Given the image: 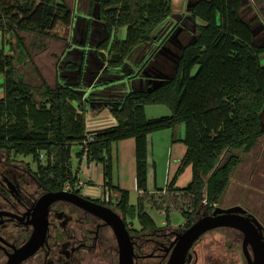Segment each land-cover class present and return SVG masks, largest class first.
Returning a JSON list of instances; mask_svg holds the SVG:
<instances>
[{"label": "trees", "instance_id": "1", "mask_svg": "<svg viewBox=\"0 0 264 264\" xmlns=\"http://www.w3.org/2000/svg\"><path fill=\"white\" fill-rule=\"evenodd\" d=\"M70 1L0 0V150L16 156L31 155L44 181L61 189L68 183L75 187L79 182L72 170L71 147L80 143L83 149L78 157L102 166L105 190L121 194L118 207L125 212L131 203L130 192L113 183V151L115 144L133 139L139 192L135 205L141 221L153 225L145 209L149 194V136L183 125L181 142L186 152L165 191L174 203L182 202L179 208L188 224L192 223L202 204L219 202L240 163L238 156H230L220 165L225 151L251 150L264 136V65L260 60L264 44L256 43L251 24L240 16L244 0L190 1L189 14L200 23L195 26L193 39L182 49L174 74L155 88L126 94L119 107L109 109L117 125L92 132L86 126L82 85L70 84L60 75L77 66L63 64L60 59L56 84L50 85L29 54L22 35L57 39L67 45L69 40L58 38L54 32L59 26L65 31L71 28L74 12ZM96 3L92 0V9ZM172 6V0H101L98 15L107 34L98 49L106 52L103 57L107 65L123 67L149 44L173 14ZM125 27L126 37L121 40L118 30ZM90 28L89 19L87 35ZM3 37L16 40L17 57L11 53L15 50L13 44L7 48ZM67 48L69 45L64 49ZM17 60L33 67L40 78L39 86L26 81L16 67ZM154 104L168 107L171 114L147 118L145 108ZM90 136L94 137L92 141ZM188 166L192 167V180L178 187L177 179Z\"/></svg>", "mask_w": 264, "mask_h": 264}, {"label": "flooded vegetation", "instance_id": "2", "mask_svg": "<svg viewBox=\"0 0 264 264\" xmlns=\"http://www.w3.org/2000/svg\"><path fill=\"white\" fill-rule=\"evenodd\" d=\"M179 26L176 23L175 28ZM20 157L0 150V264H122L115 218L123 220L129 231L133 264H169L184 232L220 207L219 202H205L192 223L186 220L178 227L170 222L163 227L144 224L136 205L132 217L110 195L92 198L74 188L54 189L44 181L33 159L31 165ZM61 190L91 202L74 196L50 200L51 194ZM99 205L111 208L118 217ZM242 207L247 210L245 215L253 214L261 224L254 223L252 239L246 240L241 230L231 227L206 231L193 242L184 264H251L257 255L260 258L264 221Z\"/></svg>", "mask_w": 264, "mask_h": 264}, {"label": "rangeland", "instance_id": "3", "mask_svg": "<svg viewBox=\"0 0 264 264\" xmlns=\"http://www.w3.org/2000/svg\"><path fill=\"white\" fill-rule=\"evenodd\" d=\"M87 1L88 5L92 3V0H85ZM100 1V0H99ZM190 1L193 0H172L173 4V14L171 17L163 23L159 29L156 31V35L153 36V42L148 44V46L143 51L145 55V60L150 57L154 51L156 50L158 45H161L162 47H168L165 46L167 43V39L169 37V42L173 43L176 47L174 48L175 51L178 49L177 47L186 45L188 41L193 39L196 24L200 23V20L194 21L190 14L188 13V4ZM72 6L75 5L76 2L78 3V0H71L70 1ZM75 2V3H74ZM245 5L240 11V16L248 21L254 32L256 37V43L258 45L264 44V0H244ZM92 12H95L93 16V21L91 23L90 32L87 35L86 33V27L85 24L82 23L81 27L78 26V22H76V25L72 24L71 28L68 31H65L61 26H59L55 30V35H57L58 38L64 39L67 38L69 41L67 42V45H63V43L57 39H45L38 35L34 34H22L26 39V46L29 51V54L31 55L32 59L35 61V63L38 65V68L43 73L44 77L48 81L50 85L56 84V78L58 76L57 71V64L61 59V62L63 61H70L69 57L64 56V52L69 50V48L64 49L65 46L71 47L72 45H75L77 47V44H79L80 48H89L91 50L95 49V45L100 41L103 40L106 37V30L104 28V24L99 18L97 10H92ZM91 17V16H90ZM179 24L180 27L177 29L175 28V25ZM85 27V28H84ZM175 28V29H174ZM79 29V30H78ZM178 32L181 34V38L185 39V41L181 45L179 42ZM261 34L260 36H258ZM118 38L119 39H125L126 37V27L120 28L118 30ZM263 40H258L257 38L262 37ZM3 43L8 48L9 43H12L15 48L14 51L11 50V53H14L16 57L19 55V50L16 48V40L15 39H9L2 38ZM84 44V45H81ZM87 44V46H86ZM71 45V46H70ZM161 47V48H162ZM165 48V49H166ZM79 49V48H78ZM88 50V49H87ZM152 53V54H151ZM74 60H80L81 53L79 52L78 55L74 54ZM73 57V54H72ZM141 57V56H140ZM261 64L264 65V54L260 55ZM16 67L17 69L24 74V77L26 81L33 85V86H39L40 78L36 75V73L33 70V67L30 64H27L25 62H20L17 60ZM138 61V59H137ZM177 62V59H176ZM135 63H137L135 61ZM164 66H167L165 63H163ZM169 65L171 66V61H169ZM173 70V68H172ZM173 73V71H172ZM67 75L66 73L63 75ZM160 77V76H159ZM161 77L166 80L165 74ZM73 78L70 77V84L73 81ZM164 80L159 79L160 83H162ZM159 81L157 79H152L149 81L148 88H154L158 85ZM3 82V75L0 74V85ZM159 83V84H160ZM3 97V88L0 87V98ZM99 98V97H98ZM105 102L104 99H101ZM100 100V101H101ZM101 102H99L100 104ZM147 118L150 119H157L164 116H169L171 114V111L168 107L164 105H149L147 110ZM262 119L264 124V112L262 113ZM157 134L154 135V161L157 163V183L156 188L155 186L151 185V190H149V194L145 200V209L146 211L151 215L153 218L155 224L159 227H163L168 222L171 223L172 226L178 227L180 225H183L186 222L185 217L182 214V211L180 210V205L182 204L181 201L175 202L169 199L166 195V187L168 180H172L176 174V171L179 167L180 160L183 158L184 151L186 152V146L180 145L177 142V139L181 138V136L184 133V127H177L175 130L172 129H166L161 130L158 132H155ZM168 135V145L170 147V143L172 144V140H175L173 153L170 155L169 148L165 145H163L162 141L159 139L161 135ZM173 135V137H172ZM173 138V139H172ZM167 143V142H166ZM116 145H114V165H115V171H114V178H115V184H116V176H117V167H119L120 170H122L123 166L124 169L128 166L129 158L133 159L135 158L134 153L128 154L126 150L121 151L123 155L120 153V157L116 150ZM181 147V148H180ZM83 149L82 144L80 143H74L71 147L72 156H71V163H72V170L80 178H83L82 171L79 170V167L82 164L80 161V158L78 157V153ZM184 150V151H183ZM230 156H238L240 158V163L235 168L231 175V179L229 182V185L227 186V189L223 196L219 200L220 207L228 208L233 205H242L244 207H248L252 211H254L263 221H264V136L259 140V142L248 151L244 150H238V149H228L225 151V153L221 156L219 164H224ZM25 163L33 164L34 162L32 160V156H21ZM119 159V160H118ZM43 160H45V157H43ZM81 164V165H80ZM84 168V166H83ZM79 171V172H78ZM76 174V175H77ZM132 177L129 179V176L125 174V181L127 186H134L133 183L131 185ZM192 180V167L188 166L185 168L184 172L179 175L177 179V186L178 187H185L189 184V182ZM130 182V183H128ZM117 185V184H116ZM75 187H78V183ZM88 190V183L84 185L82 189H80L81 194L87 195ZM98 190L100 193L102 192V195L104 194V189H93ZM130 191L131 194V203L136 204L138 199V192L134 187ZM119 192L112 190L111 191V200L113 203H116L119 199ZM103 198L106 199V197L103 195ZM178 203V204H177ZM165 205L164 208L161 207V205ZM167 209H169L167 212Z\"/></svg>", "mask_w": 264, "mask_h": 264}, {"label": "crops", "instance_id": "4", "mask_svg": "<svg viewBox=\"0 0 264 264\" xmlns=\"http://www.w3.org/2000/svg\"><path fill=\"white\" fill-rule=\"evenodd\" d=\"M100 1L96 0L97 3L92 9L91 4L88 5L87 1L78 0V3L76 2L77 4L76 7H74L75 5L72 6L74 12L73 25L74 24L76 25V22H78V26L81 27L82 23H84L87 33V26L89 19L91 20L92 23L93 16L95 15L94 14L95 12L91 13V11L97 10L98 12V4ZM260 35L261 34H259L258 36ZM263 35L262 37L257 39L263 40ZM178 37H180L178 39L180 41L179 43L183 45L185 39H183L184 37L181 38L180 32H178ZM101 41L102 40H100L95 45L94 50H91L89 48H87L88 50L86 48H80L79 44H77V47L75 45L72 46L70 45L71 47H69V50H67L64 54L65 57L71 56L69 57L70 61H63V64L73 63L77 66V68H75L74 70L66 69L60 73L61 76H63L65 73L67 74L63 76L66 82L70 83L69 80L71 77L73 78L71 84L80 83L82 85L83 88L82 90L84 92L85 110H86L85 111L86 126H87V130L90 132L103 130L116 126L117 121L111 115L109 109L111 107H119L121 104V100L129 92L148 89V87L146 88V86L149 84L150 80L158 79L159 78L158 76H162L164 74L169 75L170 73H172V71L174 73L176 67V59L178 58L181 52V50L178 47H177L178 49L175 51L174 48L176 46L173 43L169 42L170 40L168 37L167 39L168 45L167 44L165 45L168 47L166 48L161 46L162 48L161 47H159V49L156 48L154 53L153 54L151 53L152 55L148 57L146 60L143 51L148 46V44L143 48H141L140 51L136 52L135 55L131 59H129L123 67L111 68L107 65L105 56L102 57V55H100V50L98 49V45L100 44ZM151 42H153V39L149 42V44ZM79 52L81 53L80 60L75 61L74 54L78 55ZM103 52L106 54L105 51ZM135 61L137 63H135ZM169 61H171V66L169 65ZM163 63H165L167 66H164ZM101 99H104L105 102L102 101ZM99 102L101 103L99 104ZM147 110H148V106H146L145 108L146 116L148 117ZM181 126L183 125H180L178 127ZM155 134L157 133H153L149 136V147H148V163H149L148 189L149 190H151V185L156 186L157 183V168H156L157 163L154 161V152H153ZM183 137H184V133L181 136V138L177 139V142L181 146L184 145L181 142V139ZM168 138L169 137L166 134L161 135L159 137L163 145L169 148L170 155H172L174 148L173 142L175 140H172V144L170 143V147H169ZM115 145L117 146L116 150L119 157L121 151L124 150H126L128 154L130 153V151L131 153L135 154V144L133 139L124 140ZM183 153L185 154V151ZM121 154L123 155V153ZM80 161L82 164V168L80 166L79 170L82 171L81 173L83 175V178H80L78 174L77 173L76 174L79 177V181L82 184L81 189L84 187L86 183H88L87 196L92 198L103 197L104 194L102 195V192L100 193L98 190L95 191L93 190L98 188L100 189L103 188L105 190L102 166L96 162L88 163L85 160V158L80 159ZM135 168H136V164L134 157L133 159L129 158L128 166L126 167L125 170H123L124 166L122 170H120L119 167H117L116 184L120 188L126 189L130 192L132 191L131 189L134 187V189H136L137 191ZM114 171H115V165L113 170V183L115 184ZM125 174L129 176V179L132 177V180L130 182L131 185L133 183L134 186L131 187L126 185ZM111 191L108 192L106 191L107 192L106 196L110 195L111 197ZM119 196L121 197V194ZM130 198H131V194H130Z\"/></svg>", "mask_w": 264, "mask_h": 264}, {"label": "water", "instance_id": "5", "mask_svg": "<svg viewBox=\"0 0 264 264\" xmlns=\"http://www.w3.org/2000/svg\"><path fill=\"white\" fill-rule=\"evenodd\" d=\"M184 46L178 47L181 50V52H182V49L184 48ZM100 55H102V57H103V52H100ZM179 56L177 58V61L179 59ZM176 64H177V62H176ZM173 74L174 73H170L169 75H165V77L170 78ZM159 79L164 80V78L161 76L157 79V81H159ZM159 83H160V81H159ZM159 83H158V85H159ZM148 85L146 86V88L148 87ZM150 89H152V88H150ZM150 89L148 88L145 90H150ZM139 91H143V90H139ZM56 196L57 197H59V196H63V197L74 196V197H77V198L82 199L84 201L91 202L90 200H87L86 198L82 197L79 194L69 193V192L63 191V190L51 194L50 200H53L54 197H56ZM204 204L201 205L200 209L197 211V214L200 213L201 208ZM99 206L102 207L107 214H109V215L113 214L116 217H118L117 214L111 208L101 206V205H99ZM128 210H129L130 215L133 217L135 214V211H136L135 204L130 203ZM246 213H247V210L240 205L233 206L230 208L217 207L214 210L213 215L203 216V217L199 218L181 236V242H180L179 246L177 247L176 252L173 255L169 264H184L186 254H187L189 248L192 246L193 242L196 239H198L203 233H205L206 231L212 230V229H217V228H221V227L236 228V229L241 230L245 234L246 240L252 239L253 230H254V228H253L254 223H256L260 226H261V224L259 223V221L257 220V218L253 214L248 213L247 215H245ZM118 219L119 218H115V220L118 223H115V224L113 223V226H114L116 232L118 233L120 243L122 245L121 263L122 264H133L132 263V261H133V259H132L133 258V246L130 243V234H129V231H128L124 221L118 220ZM260 254L262 256L259 258V256L257 255L255 258V262L251 263V264H264V253H260Z\"/></svg>", "mask_w": 264, "mask_h": 264}, {"label": "built area", "instance_id": "6", "mask_svg": "<svg viewBox=\"0 0 264 264\" xmlns=\"http://www.w3.org/2000/svg\"><path fill=\"white\" fill-rule=\"evenodd\" d=\"M93 139H94L93 136H90V137H89V140H90V141H92ZM81 185H82V184H81L80 181L78 182V187H72V186L68 183V184L65 185V189L71 190L72 188H74L75 190H78V189L81 188Z\"/></svg>", "mask_w": 264, "mask_h": 264}]
</instances>
